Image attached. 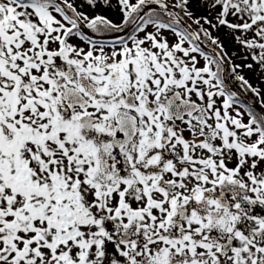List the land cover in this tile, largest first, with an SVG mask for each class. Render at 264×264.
Listing matches in <instances>:
<instances>
[{"label":"snow or ice","instance_id":"1","mask_svg":"<svg viewBox=\"0 0 264 264\" xmlns=\"http://www.w3.org/2000/svg\"><path fill=\"white\" fill-rule=\"evenodd\" d=\"M0 264H264V0H0Z\"/></svg>","mask_w":264,"mask_h":264}]
</instances>
